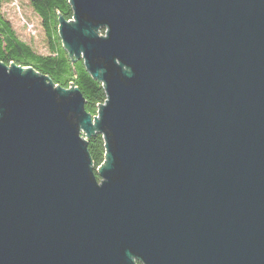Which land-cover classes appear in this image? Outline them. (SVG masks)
Segmentation results:
<instances>
[{
  "label": "water",
  "instance_id": "1",
  "mask_svg": "<svg viewBox=\"0 0 264 264\" xmlns=\"http://www.w3.org/2000/svg\"><path fill=\"white\" fill-rule=\"evenodd\" d=\"M69 2L107 99L0 61V264H264V0Z\"/></svg>",
  "mask_w": 264,
  "mask_h": 264
},
{
  "label": "trees",
  "instance_id": "2",
  "mask_svg": "<svg viewBox=\"0 0 264 264\" xmlns=\"http://www.w3.org/2000/svg\"><path fill=\"white\" fill-rule=\"evenodd\" d=\"M31 8L39 16L41 26L49 44L46 54L35 51L22 41L12 29L8 20L0 13V61L9 65L15 63L33 67L36 72L46 75L57 87L65 89L74 86L83 94L85 110L95 116L107 95L102 82L94 79L82 59L74 60L62 44L58 33L59 18L73 19V7L69 0H29ZM1 10V0H0ZM102 34L105 29L101 30ZM88 151L94 168L106 161V141L101 133L88 139ZM100 181V178L97 177Z\"/></svg>",
  "mask_w": 264,
  "mask_h": 264
},
{
  "label": "rangeland",
  "instance_id": "3",
  "mask_svg": "<svg viewBox=\"0 0 264 264\" xmlns=\"http://www.w3.org/2000/svg\"><path fill=\"white\" fill-rule=\"evenodd\" d=\"M0 13L22 41L39 53H48V40L29 0H1Z\"/></svg>",
  "mask_w": 264,
  "mask_h": 264
},
{
  "label": "built area",
  "instance_id": "4",
  "mask_svg": "<svg viewBox=\"0 0 264 264\" xmlns=\"http://www.w3.org/2000/svg\"><path fill=\"white\" fill-rule=\"evenodd\" d=\"M95 116H97V115H95Z\"/></svg>",
  "mask_w": 264,
  "mask_h": 264
}]
</instances>
